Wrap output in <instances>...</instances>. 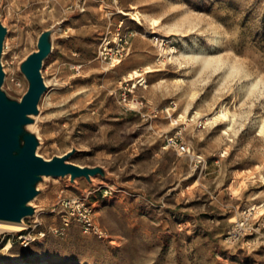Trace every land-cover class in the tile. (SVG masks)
I'll return each mask as SVG.
<instances>
[{"label": "rangeland", "instance_id": "obj_1", "mask_svg": "<svg viewBox=\"0 0 264 264\" xmlns=\"http://www.w3.org/2000/svg\"><path fill=\"white\" fill-rule=\"evenodd\" d=\"M0 21L3 88L17 99L28 87L20 63L55 28L42 68L48 90L31 127L38 154L76 147L72 162L110 175L41 183L31 204L46 237L6 250L19 231L3 229L0 264H264V0H0ZM121 21L137 34L121 65L108 68L97 58L101 38ZM162 46L176 47L171 60ZM132 70L144 85L129 79ZM126 84L144 112L171 101L176 110L146 121L119 104ZM221 107L226 120L207 123ZM180 114L191 120L175 122ZM173 134L203 156L202 169L164 147ZM75 196L91 204L104 239L76 222L64 234L51 230L62 224L61 200ZM247 215L253 227L226 241Z\"/></svg>", "mask_w": 264, "mask_h": 264}, {"label": "water", "instance_id": "obj_2", "mask_svg": "<svg viewBox=\"0 0 264 264\" xmlns=\"http://www.w3.org/2000/svg\"><path fill=\"white\" fill-rule=\"evenodd\" d=\"M7 27L0 21V220L22 223L35 216L38 208L31 203L39 195V186L50 177L79 178L93 182V177H110L100 165L82 166L71 161L78 153L73 147L63 155L46 159L37 152L40 139L31 128L39 113V103L48 90L42 74L45 60L53 52L55 28L44 30L37 49L21 63L20 71L27 80V90L17 99L4 88L5 71L2 63Z\"/></svg>", "mask_w": 264, "mask_h": 264}, {"label": "built area", "instance_id": "obj_3", "mask_svg": "<svg viewBox=\"0 0 264 264\" xmlns=\"http://www.w3.org/2000/svg\"><path fill=\"white\" fill-rule=\"evenodd\" d=\"M136 31L125 28L124 21L119 23L115 31L108 30L101 38L98 59L105 67L112 68L120 63L128 54L132 38L136 36ZM119 104L129 110H134L142 114L146 121H153L160 115L170 117L171 112L176 110L175 101H171L168 106L163 108H149L146 101L139 96L134 95L133 86L126 84L119 93ZM165 148L173 149L178 155H187L195 169H202L205 165V159L202 155L194 153L190 150L189 145L183 140L181 135L173 134L165 138ZM62 224L59 228L53 227L51 230L55 233L64 234L65 230L73 223L80 224L84 234L95 235L101 239L106 237L104 229L94 219V209L87 199L84 197H67L61 200L59 210ZM246 219L240 221L236 226L227 233L226 241L234 242L247 230L253 227V223ZM24 225L22 229L8 238V244L18 242L24 247H28L33 243L43 239L47 235V231L43 228V222L38 217V213L33 217H29L22 222ZM264 226V222L262 224ZM261 228V225L257 227Z\"/></svg>", "mask_w": 264, "mask_h": 264}, {"label": "bare ground", "instance_id": "obj_4", "mask_svg": "<svg viewBox=\"0 0 264 264\" xmlns=\"http://www.w3.org/2000/svg\"><path fill=\"white\" fill-rule=\"evenodd\" d=\"M136 20H138L139 22H141V18L138 16L135 17ZM154 27L155 26H158L159 25V20L158 19H151V22H150ZM153 32H150L148 31L147 34L148 35H151ZM176 47L175 46H168V47H161L160 48V52H161V55L164 56L165 58L167 59H172L173 58V54L176 52ZM117 65H121V64H117ZM116 65V66H117ZM148 68V67H147ZM128 77H130L129 79H132V80H135V85H144L145 84V79L143 77V74L139 73L137 70H132L131 72L128 73ZM134 85V86H135ZM227 111L221 107V109L219 110H216L211 116H208L206 118L207 120V123H210V122H216L218 120H226L227 118ZM36 121L38 119V117L36 116ZM179 119H185L187 122L191 119L189 118H186L185 115L183 114H180L178 117H173V120H175V122ZM36 121L34 124H32L31 127H35L36 125ZM229 129V127L225 130H223V133H227V130ZM262 130V127L260 129V131ZM257 207L256 205H254V208ZM23 223H14V222H8V221H1L0 220V231H2L3 229H7V230H13V231H20L23 227ZM12 247L11 244H7L5 246V249L6 250H10Z\"/></svg>", "mask_w": 264, "mask_h": 264}, {"label": "crops", "instance_id": "obj_5", "mask_svg": "<svg viewBox=\"0 0 264 264\" xmlns=\"http://www.w3.org/2000/svg\"><path fill=\"white\" fill-rule=\"evenodd\" d=\"M116 212H117V211H116ZM115 214H116V218H117V220L120 221V222H122L121 215H120L119 213H115ZM116 236H118V235L116 234ZM120 237H122V236H120ZM121 239H124V240H125V238H123V237H122ZM91 257H93L92 260L94 261V256H91ZM89 259H90V258H89ZM89 259H87V261H88ZM83 260H84V259H83ZM84 261H85V260H84ZM87 261H86V262H87ZM117 262H118V261H117Z\"/></svg>", "mask_w": 264, "mask_h": 264}]
</instances>
